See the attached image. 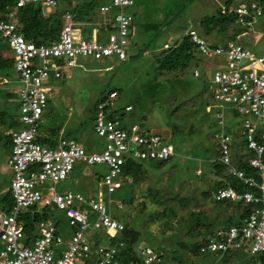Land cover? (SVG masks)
Wrapping results in <instances>:
<instances>
[{
    "label": "built area",
    "instance_id": "obj_1",
    "mask_svg": "<svg viewBox=\"0 0 264 264\" xmlns=\"http://www.w3.org/2000/svg\"><path fill=\"white\" fill-rule=\"evenodd\" d=\"M61 0H15V8L31 2L56 7ZM133 0H109L98 7L106 16L102 24L111 28L100 41L96 31L83 38L75 27L70 10L63 13V24L58 37L50 44L36 45L26 40L18 31L11 13L0 11V39L14 58V70L21 83L17 93L19 107L16 120L21 124L10 130V153L6 165L10 170L8 188L13 199L8 211L0 208V264H163L152 247L138 244L136 259L123 261L125 242L98 243L95 250L88 244L86 229L100 230L109 238L121 231L122 225L111 217L102 202L101 191L94 196L77 191L60 190L49 186L42 193L38 185L46 181L52 185L68 178L75 162L104 164L106 173L101 177L105 193L112 194L119 186L117 176L125 158L132 160H167L174 155L172 145L152 130L141 129L129 122L126 115L108 117L116 108V91L96 104L92 130L102 140L98 150L85 151L73 138L59 137L53 146L38 142V125L46 106L47 82L58 77L60 66L55 59H64L65 66H74L78 57L93 60L114 59L125 61L129 40L134 35L131 23ZM237 21L251 30L255 17L261 10L254 3H237L232 8ZM99 24V23H98ZM198 53L207 61L204 82L214 102L217 130L213 136L218 149V161L226 166V173L239 179L245 189L238 191L228 185L219 187L213 200H228L251 205L249 213L240 224L227 228L217 227L214 233L199 247L200 254L215 258L211 264H221L228 249L244 250L249 254L264 251V56L254 54L247 47L231 40L213 47L203 38L189 31ZM163 46H166L165 44ZM206 64V65H207ZM200 74L192 71L194 77ZM232 108L240 116L239 127L243 149L250 152L248 165L256 169V176L246 175L231 164L229 147L231 135L223 121L224 108ZM131 105L123 107L124 114ZM108 202H110L108 200ZM54 205L60 211L71 232L63 237L56 232L55 219L48 217L40 223L37 235L31 243H24L20 214L30 206ZM117 208L122 204L115 200ZM63 248L54 250L53 246Z\"/></svg>",
    "mask_w": 264,
    "mask_h": 264
},
{
    "label": "rangeland",
    "instance_id": "obj_2",
    "mask_svg": "<svg viewBox=\"0 0 264 264\" xmlns=\"http://www.w3.org/2000/svg\"><path fill=\"white\" fill-rule=\"evenodd\" d=\"M140 1L138 11L133 12L137 10L136 7L129 9L135 14L137 37L129 40L130 45L127 50V55H134L141 50L144 43H148L139 57L132 60L128 57L126 61L112 59L110 62L104 59L93 60L88 57H78L76 67L69 70L64 68L70 78L48 80L49 85L47 83V86L52 91V100L46 105L51 110L47 126L52 125L51 120L60 113L65 114L63 126L74 128L79 119L81 121L89 115L87 106L96 92L108 86L115 87L119 89L117 102L119 104L129 103L133 107V111L128 115L129 122H135L141 129H150L158 133L172 145L174 155L164 165L158 167L155 166L154 160L142 161L145 169L144 180L134 183L135 187H139L140 190L132 191L134 192L132 200L130 203L123 204L121 209L114 207V201L122 202L121 197L127 195L128 188L123 186L120 192L116 190L108 196L101 185V177L107 171L104 164L85 165L82 162H75L68 178L64 181L55 185L44 181L38 185V188L42 193H47V188L52 186L57 191L71 190L83 195L91 193L94 196L101 191L102 202L109 214L117 219H128L129 225L140 232L141 244L157 247L162 251V263L174 264L172 259L176 257L174 249L177 248L179 242L188 243L200 239V235L190 236L187 233L188 227L192 225L190 231L196 233L200 226L189 220H181V217H187L186 209L180 210L181 208L176 206L174 201L165 202L167 206H174L173 208L177 210L176 215L172 217L167 212L164 217L149 218V211H157L165 207L163 204H156L153 198L159 196L170 199L176 195L200 201L202 200L201 192L216 184L217 180L212 175V171L208 170L207 162L214 160L218 155L213 134L217 130L215 111L220 105L212 100L210 93L206 90L205 69L201 65L199 77L192 76L191 71L195 67L192 62L183 73L172 71L155 73V69L151 67L152 53L160 47L166 37L169 36L171 39L175 37L176 33L173 30L177 26L178 29H182L190 24L194 17L213 13L218 7L215 2L220 3L221 0ZM45 8L52 10L57 7ZM262 9H264V4ZM175 10H180V12L172 15ZM172 16L175 17L173 23L170 22ZM95 18L100 21L99 23L102 22L101 14L96 12ZM150 25L151 27L158 26V28L150 29ZM244 31L247 35H244L238 42L254 54L264 56V12L256 18L250 31L245 29ZM81 32L83 37H87L82 29ZM208 64L205 67H208ZM4 86L7 89L17 90L20 87L14 70L7 76ZM61 96L63 99L60 98ZM13 102L7 99L4 103L10 107ZM223 114L227 132L233 137H231L229 147L231 160L235 152L244 154L247 151L241 149L243 145L239 127L241 117L234 114L232 108L228 107L224 108ZM90 127L91 122L88 121L81 128L82 131L79 134L82 135L81 139L87 138L84 143L83 140L76 139L85 149L96 151L102 145V140L96 137ZM1 133L7 134L9 129L1 128ZM76 133H72L74 135L72 138L75 139ZM3 142L4 140L0 139L2 187L7 185L10 176V170L6 165L9 151L4 148ZM143 193H148V198H145ZM149 195H153L152 200ZM142 203L144 207H141ZM52 210V213H55L56 218L60 220L61 232L65 230L66 234H69L71 230L64 216L58 210ZM194 211L199 214L215 215L217 221H222L226 217V212L231 214L234 222L238 221L233 207L227 208L222 217L217 212L216 206L207 200L202 205H196ZM207 218L209 219V216ZM164 223H166L165 226ZM84 233L92 250H95L98 243L113 244L120 239L118 234L111 239L113 236L109 238L100 230L86 229ZM53 248L57 249L58 246H53ZM179 250L181 253L185 251L183 247ZM239 254V260H243L244 252H239ZM211 258V255H206L201 259H196V262L210 264Z\"/></svg>",
    "mask_w": 264,
    "mask_h": 264
},
{
    "label": "trees",
    "instance_id": "obj_3",
    "mask_svg": "<svg viewBox=\"0 0 264 264\" xmlns=\"http://www.w3.org/2000/svg\"><path fill=\"white\" fill-rule=\"evenodd\" d=\"M101 1L102 0H82L81 2L75 4L73 7L70 8V12L72 14L75 27H78V28L81 27L84 34L87 36V37H83L82 32H81V35L83 38L90 37V35L94 31H96V34L98 35V39L102 41L104 40L107 32L111 31L110 27L102 24L103 21L99 24H97L96 22L95 14L96 12L100 13L98 11V7L101 4H103ZM221 1H220V4H218L217 9H215L213 13L208 14V15H203L200 17H194V19L191 20V23L184 26V28L182 29L181 28L178 29L177 28L178 26H177L176 29L173 30V32L176 33L175 37L172 39L169 36H168L169 38L166 37L165 40L162 41L160 47L156 48V50H153V53H152L153 61L151 62V67L155 69V73H159V72L168 73L170 71L175 72V73H178V72L183 73V71L186 69V67L189 65L190 62H192L193 66H195L192 69V71L194 69L200 70L201 66L205 68V65L209 61H207L204 57L201 56L200 53H198L194 42L190 39V35L188 34L189 31H194L198 37L203 38L207 46H211V47L219 43H222L223 41H227V40H231L236 43H239L238 41L241 39L240 36L244 35V32H245L244 29L246 30V28L242 27L238 23L237 15L232 10V7L234 6L233 3L236 1L234 0H221ZM139 2L141 1L133 0V4L131 8L136 7L137 5L139 6ZM240 3H244V4L254 3L257 7H259V9L261 10V13L260 15L255 17L254 22L256 18L260 17L264 12V9H262L264 0H245V2L242 0ZM45 7H49V6L42 5L39 2H31V3L24 4L21 7L15 8V0H0V11L3 13H7V14L11 13V18L14 19L17 23L18 31L24 36L26 40H29L36 45H41V44L46 45V44H50L51 42L55 41L58 37V33L63 24V13H64L63 9L55 8L52 10H48ZM128 11L130 10L128 9ZM136 11H138V9L133 12H136ZM133 12L131 11L130 13L132 15L131 23L134 27L133 37L135 38V36L137 37V35L135 33V14ZM178 12H180V10H177V11L175 10V12L172 15H176V13ZM174 18L175 17L172 16L170 18V22L172 21L173 23V21L175 20ZM157 28L158 26L151 27L150 25V29H157ZM247 31H250V30H247ZM147 44L148 43H144L143 44L144 46L142 45L143 47L141 48V50L137 51L134 55H127V59L130 58L132 60L133 58H138L140 53L144 50L145 46H147ZM164 44L166 46H163ZM129 45H130V42H129ZM77 59H76L74 66H65L64 59L62 58L55 59L54 60L55 63L58 64V66H60L59 76L50 77L49 81L50 80L54 81L57 79L61 80L64 77L66 78L69 77V74L66 73L64 68H66V70L67 69L69 70L73 67H76ZM104 60L110 62L112 59H109V60L104 59ZM12 70H14L13 55L11 54L10 50L7 48V44L3 40L0 39V82H1L0 83V139L4 140L3 142L4 148H7L9 152H10V142H11L10 130H14L15 128L21 125L16 120L17 111L19 107V102L17 99L18 95L15 92L16 89H7L4 86V84H6L7 76ZM18 81H19V78H18ZM49 81L47 82L48 85H49ZM112 90L116 91V98H115L116 108L109 113L108 117L116 115V116H119V118H122V116L126 115V119L129 120L128 115L129 113L133 111L132 105L126 104V105H131L132 109L127 114H124L123 107L125 105H120L119 102H117V97L119 95V89L108 86L107 88H102L101 90L96 92L89 106H87V111L89 112V115L87 117L82 118L81 121L79 119L77 126H75L74 128L63 126L65 114H60V113H59L60 115L57 114L51 120L52 125L49 124L47 126V123H49V120H50L51 110L48 109L47 106H45L41 119L39 121L38 136L36 140L42 144L53 146L56 144L57 139L59 137L72 138L74 136L72 135V133L75 134L77 132L76 133L77 136H75V139L74 138L73 139L76 142H78L77 139H80V141H82L83 140L81 139L82 135H79L80 132L82 131L81 129L82 126H84V123L88 121L92 123L94 114L96 112V104L106 99L107 95ZM206 90L211 95V92L207 89V86H206ZM60 98L63 99L62 96ZM7 99L14 101L10 107L5 105L4 103L6 102ZM51 100H52V91L51 89H49L46 94V105ZM41 123H44L46 126L42 125ZM132 123H135V122H132ZM1 128L9 129V133L7 134L1 133ZM90 128L92 129V125ZM85 141L86 140L84 139L83 143ZM85 151L87 152L90 150L86 148ZM217 153H218V149H217ZM250 155H251L250 152H245L244 154L235 152V154L233 155V158L231 159L232 160L231 164L234 165L236 168L241 169L246 175H252L255 177L256 172H257L256 169L250 167L247 162V158ZM229 158H230V155H229ZM261 159L262 161H264V153ZM167 160H154L156 164L155 166L157 167L162 166L165 164ZM142 161L143 160L136 161L130 158H125L123 161V164L121 165V171L119 175L117 176V181L119 182V186L118 188H116V190L117 192L118 191L120 192L123 186H126V188H128L127 195L126 196L122 195L121 197L122 205L126 203H130L134 195V192L132 193V191L140 190L139 187H135L134 183L136 184L144 180L145 169L143 168ZM207 163H208L207 164L208 170L210 169L209 171H212V175L216 178L217 181H216V184L212 185L211 187H208L206 190H203L201 192L200 198L202 200L193 201L194 198L193 199H189L187 197L182 198L176 195H174L170 199H168L167 197L160 198L159 196L157 198H153L156 204H159V205L163 204L165 207L157 211H149V215H148L149 218L156 219V218H159V216L164 217V215L166 216L167 212L171 215L170 217H172V215L173 216L176 215L177 210L173 208L174 206H170V205L167 206L165 203V202L174 201L176 202V206L181 208L180 210L186 209L187 217L186 218L181 217V220H186V221L189 220L193 224L200 226L199 230L196 233H193L194 231H190L192 228V225L188 227L187 233L190 236L200 235V239L199 241H191L188 243L179 242L177 244V248L174 249V252L176 254V257L172 258L174 260V264H182V263L183 264H201V263H197L196 259H201L202 257H204V255L199 254L198 249H199V246L203 242H205L210 236L213 235V230H212L213 226L218 225V227L227 228L230 225L240 224L241 218L246 216L251 209V205L244 204L241 202H234V201H228V200H221V201L213 200V194L215 190L219 187L228 185L238 191H242L245 189V186L242 184V182L239 179L235 178L232 175L227 174L225 171L226 166L222 164L220 161H218L217 158H215L214 160H209ZM85 165H88V164H85ZM143 195L145 198H148V193L146 194L143 193ZM149 196H150V199L152 200L153 195H149ZM203 200L204 201L207 200L209 203L214 204L217 208V212L220 213L222 217L224 216L223 213L225 212L227 208L233 207V212L234 211L236 212L238 221L234 222L231 218V214L226 213V212H225L226 217L223 218L222 221H217L216 220L217 216L212 215V214L207 215L203 213L202 214L195 213L194 211L195 206L202 205L204 203ZM12 203H13V199L11 197L10 190L8 189L5 191V193L0 195V208L3 209L4 211H8V208L12 205ZM144 206H145L144 203H142L141 207H144ZM186 206L188 207V209ZM114 207L116 209L122 208V207L117 208L115 204H114ZM52 209L54 208L50 204L46 206L35 205V206L28 207L26 210L23 211L22 214H20V216L18 217V220L22 225V231L25 236L24 237L25 239L23 240L24 243L26 244L31 243L32 240L37 235V229H38L39 224L44 222L48 217H53V216L55 219L54 227L56 229V232L61 234V236L63 237H66L68 235L66 234L65 230L61 232L60 220L56 218L57 216L55 215V213H52L53 212ZM208 216H209V219L207 218ZM113 218L116 219L118 222H120V224L122 225L121 231L118 232L117 234L120 237V239L118 240H122L125 242V247L122 251L123 261H126L127 259H136L135 249L138 244H141L140 239H139L140 232L137 231L133 226L129 225L128 219H117L115 217ZM165 225L166 223H164V226ZM115 236H113L111 239H113ZM144 245H147V244H144ZM182 247L185 249V251L181 253L179 252L180 251L179 248H182ZM60 248H63V246L58 245L57 249H54V248L53 249L59 250ZM152 248L153 250L157 252L159 262L162 263V260H161L162 251L158 249L157 247L152 246ZM239 252H244L243 260L241 259L239 260L240 258ZM212 261L213 260L211 259V262ZM220 263L221 264H264V251L258 252L255 254H249L244 250L228 249L223 255V261H221ZM202 264H205V263H202Z\"/></svg>",
    "mask_w": 264,
    "mask_h": 264
},
{
    "label": "crops",
    "instance_id": "obj_4",
    "mask_svg": "<svg viewBox=\"0 0 264 264\" xmlns=\"http://www.w3.org/2000/svg\"><path fill=\"white\" fill-rule=\"evenodd\" d=\"M82 0H61L60 2H59V4L56 6L57 8H59V9H63L64 11H66V10H70V8L71 7H73L75 4H77V3H79V2H81ZM109 0H102L101 2L102 3H106V2H108ZM217 5L218 4H220L219 2L217 3V2H215ZM136 7H138V5L136 6ZM138 9V8H137ZM139 10V9H138ZM99 14H101V16H102V21H104V20H106V16L104 15V14H102V13H99ZM96 22H97V24L100 22V21H97L96 20ZM244 35H247V33H245L244 32ZM244 35H241L240 36V38H243V36ZM126 104H129V103H125V104H120V105H126ZM83 139V138H82ZM84 139H86L87 140V138H84ZM10 177V176H9ZM8 180H9V178H8ZM2 183L3 182H0V195H2L3 193H5V191L6 190H8V183H7V185L6 186H3L2 187ZM2 191V192H1ZM89 195V194H88ZM90 195H91V193H90Z\"/></svg>",
    "mask_w": 264,
    "mask_h": 264
},
{
    "label": "clouds",
    "instance_id": "obj_5",
    "mask_svg": "<svg viewBox=\"0 0 264 264\" xmlns=\"http://www.w3.org/2000/svg\"><path fill=\"white\" fill-rule=\"evenodd\" d=\"M241 2V0L240 1H236V2H234L233 3V5H235V4H237V3H240ZM234 7V6H233ZM232 7V8H233ZM231 137H232V135H231ZM233 138V137H232ZM242 149H243V146H242ZM245 150V149H244ZM10 153V152H9ZM9 155V154H8ZM171 158V157H170ZM7 159V158H6ZM9 189V188H8ZM90 195V194H89ZM86 196H88V195H86ZM53 207V206H52ZM218 227V225H216V227H213L214 229H216ZM212 228V230H213V233H214V229ZM220 228H222V227H220ZM211 237V236H210ZM204 243V242H203ZM200 247V246H199ZM198 251H199V249H198ZM200 254V253H199ZM204 256H206V255H210V254H203ZM212 256V260L215 258L213 255H211ZM222 261H223V259H222ZM212 263V262H211Z\"/></svg>",
    "mask_w": 264,
    "mask_h": 264
},
{
    "label": "water",
    "instance_id": "obj_6",
    "mask_svg": "<svg viewBox=\"0 0 264 264\" xmlns=\"http://www.w3.org/2000/svg\"><path fill=\"white\" fill-rule=\"evenodd\" d=\"M54 207V205H52Z\"/></svg>",
    "mask_w": 264,
    "mask_h": 264
},
{
    "label": "bare ground",
    "instance_id": "obj_7",
    "mask_svg": "<svg viewBox=\"0 0 264 264\" xmlns=\"http://www.w3.org/2000/svg\"><path fill=\"white\" fill-rule=\"evenodd\" d=\"M120 111V110H119ZM98 184V183H97Z\"/></svg>",
    "mask_w": 264,
    "mask_h": 264
}]
</instances>
